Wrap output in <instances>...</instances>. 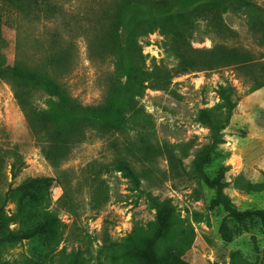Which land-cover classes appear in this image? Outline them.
<instances>
[{"label":"rangeland","instance_id":"1","mask_svg":"<svg viewBox=\"0 0 264 264\" xmlns=\"http://www.w3.org/2000/svg\"><path fill=\"white\" fill-rule=\"evenodd\" d=\"M100 1L64 0L63 13L52 22L25 19L20 40L14 27L3 25L7 63L13 64L17 43L31 64H39L41 51L52 44L53 52L71 55L58 74L71 95L84 105L102 104L109 85L124 79L114 73L106 48L93 41L97 30L88 26ZM253 1L261 8L257 20L245 11H228L221 16L227 34L218 38L219 26L205 14L208 21L196 24L188 40L199 59L217 61L223 46L232 50L234 62L173 74L167 89H148L139 99L147 125L121 132L87 128L56 165L43 155L39 134L46 94L31 89L25 111L13 85L0 78V210L5 235H13L0 244V264H144L140 242L136 248L122 245L155 212L117 168L124 164L136 172L140 190L170 199L181 221L174 243L160 240L154 247L157 264H264V218L238 219L220 199L227 197L239 213L264 210V86L258 88L264 80V0ZM140 40L148 69L155 64L176 71L179 60L167 34L155 30ZM220 89L237 106L246 97L245 111L235 114L236 106L228 125L215 132L207 117L225 114ZM247 132L254 138L247 139ZM31 178L51 179L32 193L38 208L26 204L28 194L10 191ZM29 212L30 225L41 213L52 220L29 230Z\"/></svg>","mask_w":264,"mask_h":264},{"label":"trees","instance_id":"2","mask_svg":"<svg viewBox=\"0 0 264 264\" xmlns=\"http://www.w3.org/2000/svg\"><path fill=\"white\" fill-rule=\"evenodd\" d=\"M63 2L64 0H0V78L6 79L13 85L15 94L25 111L30 110L28 105L31 89L46 94V109L42 113V121L33 119L32 122L38 124L40 122L44 126L43 131L39 133L45 142L42 153L55 165L66 158L87 128L121 132L132 124L147 125L149 118L139 106V99L148 89H167L173 74L204 70L215 65L234 62L232 50L227 51L223 46L219 48L220 56H217L215 62L209 57L199 59L196 56L197 52L190 47L188 40L200 21H208L206 18L211 17L210 20L221 30L215 33L218 38H222L227 34V27L221 19L223 14L231 10L245 11L254 15L257 20L261 13V8L253 0H101V6L94 12L93 19H87L88 26L97 30L93 41L101 43L106 48V52L114 59V73L123 78L124 82L116 81L110 84L104 102L93 106L80 103L64 86L62 78L58 77L61 72V62L63 67L69 62L71 55L67 51L53 52L51 44L41 51L39 57L41 62L31 64L24 59L26 49L17 43L12 65L7 63L4 53L7 41L1 32L3 25L14 27L20 40L23 20L27 19L30 21L29 24H37L57 19L63 13ZM205 14L207 17L204 16ZM41 25L46 26L45 23ZM155 30H160L170 37L168 48L179 60L178 68L173 73L155 64L152 69L146 67L147 58L143 55L140 39ZM38 35L39 33L36 38ZM262 86L264 80L258 83V88ZM16 89L22 90V93L19 94ZM219 95L225 114L215 116L209 114L207 117L209 127L215 132L228 125L231 112L237 106L228 90L220 89ZM14 167L15 165L11 169L12 178L17 176ZM117 168L131 180L135 190L144 194L155 212L154 220L141 229L138 236L129 238V243H124L122 248H136L140 242L142 246L140 255L144 264H157L154 247L160 240L174 243L182 232L181 221L170 199H160L149 191L140 190V179L130 165L124 164ZM50 181L49 178H31L24 180L10 191L19 195L28 194L29 202L26 204L38 208L39 201L32 193L37 188H45ZM220 199L228 212L238 219L249 216L264 218V210L239 213L231 207L227 197L221 195ZM1 212L2 210H0V244L13 236L9 232L5 235L6 231L2 226L5 220ZM40 215L37 216L39 218L37 223L33 225L28 222L33 213L29 212L25 215L24 224L30 225L27 227L29 230L43 229L46 224H50L52 220L50 214Z\"/></svg>","mask_w":264,"mask_h":264},{"label":"crops","instance_id":"3","mask_svg":"<svg viewBox=\"0 0 264 264\" xmlns=\"http://www.w3.org/2000/svg\"><path fill=\"white\" fill-rule=\"evenodd\" d=\"M245 99H246V97L240 102V104L237 106V113H235V114H239V115H241L242 113L239 111L240 110V108H241V110L243 111H245V104H244V102H245ZM260 137V136H259ZM261 137H264V136H261ZM251 138H254V137H251V136H249L248 135V132H247V139H251Z\"/></svg>","mask_w":264,"mask_h":264}]
</instances>
